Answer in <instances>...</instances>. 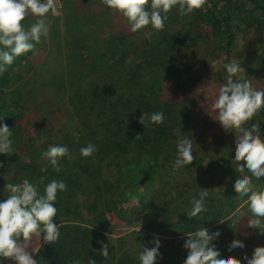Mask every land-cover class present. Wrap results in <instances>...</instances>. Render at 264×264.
<instances>
[{
	"label": "trees",
	"instance_id": "16d2710c",
	"mask_svg": "<svg viewBox=\"0 0 264 264\" xmlns=\"http://www.w3.org/2000/svg\"><path fill=\"white\" fill-rule=\"evenodd\" d=\"M167 15V27L182 21L178 20L179 17H187L179 15L176 8ZM66 22L65 35L72 42H88L94 35L93 29H84L76 23L75 17H67ZM242 30L250 32L254 39L258 32L264 33V0H202L201 8L190 14L184 26L173 32L156 30L148 39L136 43L129 54L116 41L119 38L108 39L106 47L111 48V56L108 57L111 61L108 66L100 67L104 68L102 76L91 81L77 73L75 65L83 58L80 53H68L60 71L47 68L44 72L43 69L42 80L46 83L51 78L54 84H47L52 88L47 90L65 101L68 116L79 124L81 133L77 138H68L62 143L74 159L72 162L63 157L64 163L59 164L58 172L49 165L50 169L45 171L47 176H42L36 166L31 167L33 163L29 164L27 176L29 174L31 182L37 179L38 185L43 188L40 193L53 179L63 180L67 186L66 191L58 192L55 201V222L59 224L60 237L53 244L42 243L34 257L38 264H74L75 261L89 264L90 259H94L95 264H139L126 244L103 233L98 226L94 229V226L84 224L85 217L89 218L86 221L89 223L90 218L98 217L100 212L96 211L95 204L99 200L119 204L135 194L138 189L128 185L137 181L130 179L131 172L153 173L161 170L177 174L173 194L154 193L149 196L146 206L152 211L154 205L158 206L160 209H155L154 213L169 218L172 230L180 235L194 232L198 227H207L210 232L219 230L221 235L214 241L216 246L222 254L241 259L242 264H246L244 250L252 253L255 247L264 246V235H260L258 229L247 228L245 206L239 222L230 224L232 213L241 202H231L228 198L222 178L226 171L223 168L214 170L218 165L213 155H209L206 161L205 172L200 171V160L194 158L189 166L174 168L175 129L184 126L191 110L187 99L198 91L194 81L195 65L190 55L194 50L208 46L211 54L220 56L223 65L231 59ZM96 51L92 49L89 56L98 61H108L107 56H99ZM30 53L16 58L12 65L23 63ZM48 61L53 62L51 59ZM260 74H264V69ZM259 77L261 83L264 76ZM72 80L76 83L71 84ZM217 80L223 82V77ZM1 92L0 89V120L7 125L11 117L4 116L3 110L6 102L10 101H5L6 93ZM181 100L184 103L180 114L182 118L177 113ZM157 111L164 113L162 123H146L143 126L139 122L142 112ZM252 120L260 121L259 129L264 132V108L259 109ZM194 134L192 131V140L202 143L201 134ZM18 142L22 144L23 138L19 137ZM88 143L94 144L96 150L91 156L82 157L80 148ZM102 163L113 165L111 180L101 181ZM107 181L111 185H107ZM200 188L209 190L206 210L190 218L186 213L191 210L193 197L198 198ZM78 201L95 203L89 209L85 208L87 214L84 215ZM222 211L226 212V220L229 221L218 224L221 219L216 215ZM233 238L242 240L245 247L230 249L228 244ZM186 239L187 236H183L182 241H172V246L157 258V264H183L187 255V250L183 248ZM101 242L109 247L107 257L99 254ZM145 247L151 248L147 243Z\"/></svg>",
	"mask_w": 264,
	"mask_h": 264
},
{
	"label": "rangeland",
	"instance_id": "374dc122",
	"mask_svg": "<svg viewBox=\"0 0 264 264\" xmlns=\"http://www.w3.org/2000/svg\"><path fill=\"white\" fill-rule=\"evenodd\" d=\"M54 3L55 14H48L49 35L46 39L42 38L41 42L36 45V53L31 52L23 63L13 64L7 68V71L0 74L1 93H6L7 98H5V101H10L6 102L3 113L4 116L11 117L7 122V126L12 131L10 139L13 149L10 154L0 155V200L6 198L7 193L4 191L6 183H19L23 179H28L31 182L29 174L27 176L30 163H33L31 167L34 165L40 170L38 173L47 176L45 171L50 169V164L46 158L42 157V152L47 150L49 145L62 144L68 138H77L81 133L79 124L68 116L65 101H61L58 96L47 90L52 89L47 84H54L51 78L47 79L48 83L42 80L43 69L44 72L47 68L60 71L61 66L65 65L69 54L80 53L83 58L79 64L75 65L77 73L88 81L97 79V77L102 76L104 70L100 67L108 66L111 61L108 58L111 56V48L106 47L108 39L119 38L116 41L124 49L126 48V51H124L129 54L135 48L136 43L148 39L156 31L151 26H147L137 33L130 32L126 19L117 11L105 7L101 0H54ZM186 16L179 17L178 20L182 21L175 26L169 24V27H167L168 21H165L164 27L157 31H176L190 19V14ZM67 17H75L76 23L84 29L95 31L88 42L75 43L65 35ZM35 20L36 17L29 14L22 23L28 26L34 23ZM82 21L83 23H81ZM105 33H108V36L106 35L107 37L104 36L106 38L102 39L101 36ZM263 44L264 33L258 32L254 39L250 32L242 30L232 57L227 62L236 61L240 63L245 73L238 75L241 78H247L255 82L257 85H264V80L261 83L259 82V75L264 76V74H260L264 69ZM83 45L86 46L83 48ZM120 46L119 48H121ZM92 49H97L96 54L99 56H107L108 61L106 59L100 61L97 58L93 59L89 56ZM190 57L193 58L195 65L194 81L198 91L196 94L189 95L187 103L191 105V110L188 118L184 120V126L175 129L176 135H187L192 140V131L195 133L194 135L196 133L201 134H199V137L202 139V143H199L197 139L192 140L193 158L200 160L202 163L200 171L205 172L206 161L209 159V155H213L218 165L214 170L218 171L223 168L224 172L226 171L222 177L223 189L227 191L231 202H241L240 210L245 206L246 210L244 212L247 213L245 216L248 220L250 214L247 212V205L244 204L246 197H241L240 193L233 187L234 180L239 175L231 161L235 149L234 136L231 131L225 132L219 122L213 119L215 113L211 110L215 91L222 83L217 78L226 74L223 68L224 64L222 65L220 56L215 57L214 54H211V49L208 46L194 50ZM49 59L53 62L50 63ZM75 83V80L71 81V84ZM179 102L177 113L182 118L180 114L184 103H182L183 100ZM259 131L264 135L261 129ZM19 137L23 138L22 144L18 142ZM84 137L87 138V136ZM64 157L73 162L74 158H71L69 151ZM63 160L64 158L59 161V164L64 163ZM220 162L221 164H219ZM112 166L105 163L100 165L103 175L102 182L104 179L111 180ZM88 167L90 168V166ZM129 175L131 180L137 179L136 182L128 183L129 186L138 189L135 194L127 200H122L123 202L119 204H109L106 201L99 200L95 204L96 211L100 212L98 217L90 218L91 223L86 222L89 218L85 217L84 224L94 226V229H98V226L103 233L126 244L125 246L128 247L130 253L138 262V253L142 250V247L146 246V243L149 247H153L151 241L155 236L160 239L161 247L159 251L163 255L172 246V241H182L181 239L186 234L180 235V233L172 230L169 218L156 215L154 211L160 209L158 206H153L154 211L150 207L152 203H150V208L146 206L149 203V196L154 193L173 194L172 187L177 174L157 170L153 173L131 172ZM141 176H144L145 179H140ZM251 180L252 185L256 186L260 185L264 178L256 180L252 177ZM31 183L36 186L38 192H41L43 188L38 185L37 179ZM106 184L111 185L109 181ZM93 202L95 203V201H81L79 203L84 215L87 214L85 208L89 209ZM224 211L216 215L218 219H221L220 221L228 218V216H225L226 212ZM42 243V239L40 241L38 237H33L31 247L37 253ZM31 247L28 249L29 252H32ZM244 251L251 257L252 253L250 251ZM36 253H33V258ZM2 264H14V262L5 259Z\"/></svg>",
	"mask_w": 264,
	"mask_h": 264
},
{
	"label": "clouds",
	"instance_id": "9594fccd",
	"mask_svg": "<svg viewBox=\"0 0 264 264\" xmlns=\"http://www.w3.org/2000/svg\"><path fill=\"white\" fill-rule=\"evenodd\" d=\"M101 3L122 15L129 31L137 33L147 26L153 30L162 29L170 10L176 8L179 15L186 16L199 8L202 0H101ZM55 11L54 0H0V74L7 71L16 58L29 52L36 53V45L49 35L48 14L54 15ZM29 14L36 20L25 26L22 22ZM223 68L226 75L211 103V110L215 113L213 119L225 132L231 131L234 136L235 149L231 161L239 175L233 187L241 197H246L244 204L250 214L247 228L258 229L259 234L264 235V182L253 186L251 180L252 177L256 180L264 178V135L259 131L260 121L252 120L257 111L264 108V86H256L251 80L241 78L238 74L245 72L236 61L225 63ZM163 120L162 111L142 112L139 122L143 126L146 123L158 125ZM11 135L12 131L0 120V155L13 151ZM175 148L174 168L189 166L193 161V141L187 135H178ZM95 150V145L88 143L80 148V155L89 157ZM67 154L66 145L53 144L42 152V157L58 172L59 161ZM66 190L65 182L56 179L44 186L43 193L38 192L28 179L6 183V198L0 200V264L5 259L12 260L14 264H38L33 258L36 251L31 247V241L38 237L44 244H53L59 239L55 201L58 192ZM208 196L209 190L200 188L198 198L193 197L191 210L186 214L194 218L205 211ZM242 215L238 208L230 221L222 220L220 223L229 221L236 224ZM220 235L219 230L210 232L207 227H198L187 233L183 244L187 255L183 264H242L241 259L221 253L214 243ZM151 243L153 247H142L138 253L139 264H157V258L161 256L159 237L155 236ZM30 247L32 252L28 251ZM228 247L236 249L245 245L242 240L233 238ZM108 249V245L101 242L99 254L107 257ZM243 260L246 264H264V246L255 247L251 257L245 253ZM89 264H95V260L90 259Z\"/></svg>",
	"mask_w": 264,
	"mask_h": 264
}]
</instances>
